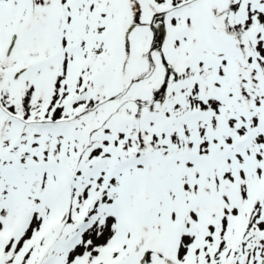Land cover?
<instances>
[{
    "label": "snow or ice",
    "instance_id": "1",
    "mask_svg": "<svg viewBox=\"0 0 264 264\" xmlns=\"http://www.w3.org/2000/svg\"><path fill=\"white\" fill-rule=\"evenodd\" d=\"M0 264H264V0H0Z\"/></svg>",
    "mask_w": 264,
    "mask_h": 264
}]
</instances>
